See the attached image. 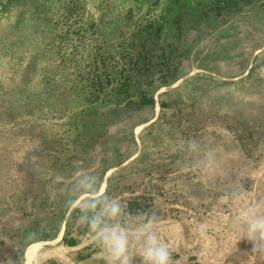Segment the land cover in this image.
Returning a JSON list of instances; mask_svg holds the SVG:
<instances>
[{
  "label": "rangeland",
  "instance_id": "obj_1",
  "mask_svg": "<svg viewBox=\"0 0 264 264\" xmlns=\"http://www.w3.org/2000/svg\"><path fill=\"white\" fill-rule=\"evenodd\" d=\"M68 1L75 7L66 13ZM133 39L154 61L187 73L158 92L194 77L185 92L210 101L204 111L216 125L197 141L176 144L177 151H189L187 158L175 157L173 144L152 173L112 171L111 197L125 205L152 188L167 215L154 228L179 264L184 257L186 264H264L251 252L252 242L238 240L245 217L264 216V0H0V264L18 263L8 257L12 248H24L18 233L38 221L46 228L53 224L50 204L65 183L98 168L100 157L111 158L115 147L134 150L119 125L103 135L91 124L82 138L72 117L81 99L68 88L74 68L93 52L101 60L98 73L113 79L131 56ZM211 139L217 166L200 180L193 164L208 152H190L197 145L205 150ZM142 220L127 214L121 223ZM91 236L80 235L75 247L61 239L43 244L34 264H107ZM139 251L134 243L133 264H141Z\"/></svg>",
  "mask_w": 264,
  "mask_h": 264
},
{
  "label": "trees",
  "instance_id": "obj_2",
  "mask_svg": "<svg viewBox=\"0 0 264 264\" xmlns=\"http://www.w3.org/2000/svg\"><path fill=\"white\" fill-rule=\"evenodd\" d=\"M74 7L75 4L68 1L65 4L66 13L73 11ZM156 20H151L147 24L151 27L155 24ZM157 24L155 31L158 33L161 31L162 25ZM134 41L135 44L133 46L135 48L131 56L122 62L117 75L113 79L108 75L103 77L98 73L101 60L93 52L87 61L79 62L74 68L68 84V88L81 99V107L76 113L72 114V117L74 123L81 127L79 133L82 135V138L85 130L91 124L98 125L99 129L97 131L102 132L103 135L106 134L105 131H108L109 128L119 125L118 127L124 131L121 138L123 140L126 138L127 144L129 141L135 145L134 150L132 151L130 148L126 153H122L119 151V148L115 147L113 148L111 158L104 159V156L103 158L100 157L98 168L77 175L67 183L64 182L66 189L60 192V199L54 202V205L50 204L51 207L49 208L57 219L53 220L54 222L52 225H49V228H46V226L38 221L37 225L18 233L19 241L24 243V248L20 251L12 248L8 255L10 261L23 264V253L27 244L39 240H50L59 234L64 214L74 200L86 188L95 190L97 186L99 187V184L97 185L98 179L100 181L111 166L122 163L136 152L137 142L134 128L138 124L153 118L156 106L155 93L162 87L170 86L186 76V72L178 73L176 70L172 72L170 71V66L165 67L160 62L154 61V58L150 56L151 54L145 49V46L143 44L137 45L136 40ZM155 72L160 73L154 77ZM193 79L195 78L192 76L185 78L181 85L158 92L159 115L139 131L138 136L141 142L139 154L124 166L115 169V175H120L127 170H143L147 173H152L154 169L161 166L160 164H164L160 155L162 156L165 151L169 156L170 147L173 144L174 147L176 146L177 151V145L180 140L185 139L184 141H187V139H192L197 141L204 135V131L206 134L210 132L207 127L216 125V122H207L208 116L205 115L206 111L204 110L211 106L210 101L200 97L199 99L196 95L190 96L185 92L188 82ZM144 112H147V114ZM203 137L201 142L204 140ZM212 144H214V141L211 139L208 142V148L205 150L201 149L203 147L201 145H197L191 149L190 154H193L194 151L196 154H199L198 151L201 150L208 152L209 159L213 157L209 162H206L205 159L208 158L204 156V159H201L199 164H193L196 168V174L194 175L198 174L197 176L200 177V180L209 177L207 173L217 166L216 147ZM89 147L93 150L94 144H90ZM179 151L175 152V157L183 153L185 154V158H187L189 154L187 149L184 150L185 153ZM86 165H88V162H86ZM112 181L113 176L111 174L108 178L107 189L111 186ZM60 183L64 184L63 182ZM152 191L153 189L150 188L147 192L128 198L125 203L126 215L142 217L141 213L154 211L157 215V220L164 219L167 215L162 212L163 208L158 207L155 199L157 196H155L156 194L153 195ZM157 194L162 196L159 193ZM106 195L112 196L111 191L107 192ZM43 197L47 199L45 194ZM169 212L172 213L173 210L170 209ZM80 215V207L74 206L69 211V216L65 222L66 229L61 238L62 244L75 247L79 244L80 235L90 234L87 228L78 224L77 218ZM38 227L42 228L41 232H37ZM51 229L54 230V233L50 232ZM92 245L93 243H90L87 248L89 249L88 255L91 254L90 250L92 249L90 248ZM80 256L84 257L83 255Z\"/></svg>",
  "mask_w": 264,
  "mask_h": 264
},
{
  "label": "clouds",
  "instance_id": "obj_3",
  "mask_svg": "<svg viewBox=\"0 0 264 264\" xmlns=\"http://www.w3.org/2000/svg\"><path fill=\"white\" fill-rule=\"evenodd\" d=\"M98 184H101L99 179ZM106 193V184L103 191L98 186L95 190L86 188L77 205L81 208L77 222L92 234L91 240L106 254L107 264H133L137 255L133 252L134 243L139 245L141 264H179L154 228L157 221L154 211L141 213L143 220L138 225H125L121 218L126 215V206ZM244 224L246 227L241 225L238 240L246 237L253 244L251 252L264 258V216L245 217ZM199 227L203 231L205 225ZM183 260L186 264L187 257Z\"/></svg>",
  "mask_w": 264,
  "mask_h": 264
},
{
  "label": "crops",
  "instance_id": "obj_4",
  "mask_svg": "<svg viewBox=\"0 0 264 264\" xmlns=\"http://www.w3.org/2000/svg\"><path fill=\"white\" fill-rule=\"evenodd\" d=\"M157 102V101H156ZM155 108H156V106H155ZM157 110V111H156ZM155 111L156 112H154V116H153V118L152 119H150L149 121H146V122H143V123H140V124H138L136 127H138V126H142V125H144V124H146V123H148V122H150V121H153L156 117H157V112H158V109L156 108L155 109ZM135 127V128H136ZM136 131V130H135ZM140 131V130H139ZM138 133L136 132L135 133V139H136V142L138 141ZM138 147H137V150H136V152L133 154V155H131L130 157H128L127 159H125L122 163H120V164H117V165H113V166H111L107 171H106V173L103 175V177L101 178V180H100V182H101V184H99V188H100V190L101 191H103V189H104V184H108V178H109V176L111 175V172L112 171H114L115 169H118V168H120V167H122V166H124L125 164H127L129 161H131L133 158H135L138 154H139V152H140V149H141V143H140V141H138ZM109 191H111L110 190V187L107 189V192H109ZM81 202V195L78 197V198H76L75 200H74V202L72 203V205H71V207H70V210L74 207V206H77L79 203ZM158 221V220H157ZM62 231V230H61ZM61 231L59 232V234L56 236V237H54L53 239H50V240H39V241H42V242H49V241H54V240H58L57 238H59V236H61ZM63 236V235H62ZM62 238V237H61ZM39 241H34V242H31V243H29V245H31V244H33V243H35V242H39ZM29 245H28V247H29ZM24 263V262H23Z\"/></svg>",
  "mask_w": 264,
  "mask_h": 264
},
{
  "label": "bare ground",
  "instance_id": "obj_5",
  "mask_svg": "<svg viewBox=\"0 0 264 264\" xmlns=\"http://www.w3.org/2000/svg\"><path fill=\"white\" fill-rule=\"evenodd\" d=\"M49 242H53V241H49ZM46 243H48V242L39 241V242H35V243L29 245L28 250H27L26 255H25V258H24V264H34L35 258L38 254L40 247Z\"/></svg>",
  "mask_w": 264,
  "mask_h": 264
},
{
  "label": "water",
  "instance_id": "obj_6",
  "mask_svg": "<svg viewBox=\"0 0 264 264\" xmlns=\"http://www.w3.org/2000/svg\"><path fill=\"white\" fill-rule=\"evenodd\" d=\"M156 101H157V98H156ZM158 103V101L156 102V104ZM159 104V103H158ZM159 110V109H158ZM64 225H63V228H62V231H61V236H59V238H57L58 240L57 241H59L60 239H61V237H62V235H63V231H64ZM56 240H55V242H57ZM48 243H50V242H48ZM24 264V263H23Z\"/></svg>",
  "mask_w": 264,
  "mask_h": 264
}]
</instances>
